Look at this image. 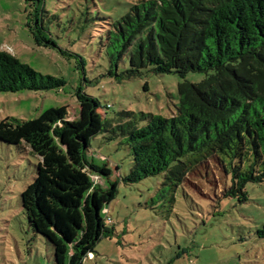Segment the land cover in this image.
Wrapping results in <instances>:
<instances>
[{
	"label": "trees",
	"instance_id": "trees-1",
	"mask_svg": "<svg viewBox=\"0 0 264 264\" xmlns=\"http://www.w3.org/2000/svg\"><path fill=\"white\" fill-rule=\"evenodd\" d=\"M41 1L25 0L26 27L38 47L55 48ZM105 45L111 50L107 75L117 82L148 72L182 79L178 105L170 117L145 116L140 125L131 112L107 118L108 106L79 88L75 119L60 107L26 121H0V142L38 160L20 201L33 233L51 245L53 264H82L114 234L107 206L118 182L108 180V168L85 160L90 141L102 133L130 151L133 166L124 183L162 174L164 185L180 184L210 161L229 177L226 198L244 202L246 185L264 181V0H140L110 24ZM124 57L128 68L119 71ZM83 65L80 60L82 72ZM188 73L204 78L190 83ZM64 84L0 50V93Z\"/></svg>",
	"mask_w": 264,
	"mask_h": 264
},
{
	"label": "rangeland",
	"instance_id": "rangeland-1",
	"mask_svg": "<svg viewBox=\"0 0 264 264\" xmlns=\"http://www.w3.org/2000/svg\"><path fill=\"white\" fill-rule=\"evenodd\" d=\"M138 1L42 0L47 34L56 45L45 48L38 47L28 32L25 0H0V50L38 74L65 82L48 91L0 93V121H26L60 107L75 119L79 88L103 109L108 106L107 118L126 111L142 125L145 116L170 117L178 105L182 79L177 75L148 72L122 82L107 75V31ZM127 68L124 57L119 71ZM203 78L201 73L185 76L194 84ZM85 160L108 168V180L118 185L107 206L106 225L114 234L98 242L82 264H264V181L246 185L244 202L226 198L229 177L210 161L180 184L164 185L162 174L124 183L133 166L130 151L105 133L90 141ZM37 162L22 147L0 142V264H53L51 245L33 233L20 201L36 176ZM102 181L106 187L105 178Z\"/></svg>",
	"mask_w": 264,
	"mask_h": 264
},
{
	"label": "built area",
	"instance_id": "built-area-1",
	"mask_svg": "<svg viewBox=\"0 0 264 264\" xmlns=\"http://www.w3.org/2000/svg\"><path fill=\"white\" fill-rule=\"evenodd\" d=\"M104 213H106L107 214V211H105ZM92 257V255H89V258H91Z\"/></svg>",
	"mask_w": 264,
	"mask_h": 264
}]
</instances>
